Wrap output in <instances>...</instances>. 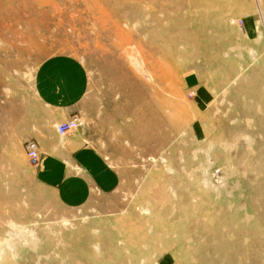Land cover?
<instances>
[{
    "label": "rangeland",
    "instance_id": "1",
    "mask_svg": "<svg viewBox=\"0 0 264 264\" xmlns=\"http://www.w3.org/2000/svg\"><path fill=\"white\" fill-rule=\"evenodd\" d=\"M261 2L0 0V264H264ZM66 66L90 78L70 133L121 175L70 209L25 148Z\"/></svg>",
    "mask_w": 264,
    "mask_h": 264
},
{
    "label": "crops",
    "instance_id": "2",
    "mask_svg": "<svg viewBox=\"0 0 264 264\" xmlns=\"http://www.w3.org/2000/svg\"><path fill=\"white\" fill-rule=\"evenodd\" d=\"M264 0L259 4L257 20L251 14L245 16L243 26L250 33L255 31L256 24L264 26ZM67 67V66H66ZM65 67V68H66ZM53 68H43L42 74H51ZM68 76L62 86L54 88L52 82L48 88L39 90L35 119L38 124L33 139L39 145L40 161L34 166V176L46 194L37 192L38 197L58 202L64 208L85 206L94 199L99 188L108 192L114 190L121 182L117 169L106 161L103 154L88 142L84 133H68L61 136L57 131L60 122L89 111L82 107V100L88 94L90 78L85 67H67ZM51 71V72H50ZM40 100V102H39ZM41 124L44 125L42 130Z\"/></svg>",
    "mask_w": 264,
    "mask_h": 264
},
{
    "label": "built area",
    "instance_id": "3",
    "mask_svg": "<svg viewBox=\"0 0 264 264\" xmlns=\"http://www.w3.org/2000/svg\"><path fill=\"white\" fill-rule=\"evenodd\" d=\"M242 25V21H240ZM82 126V121L78 116H74L67 121L60 122L57 125V131L61 136H65L68 133L77 130ZM26 153L29 156V160L33 165H38L40 161L39 145L36 141L30 140L26 143Z\"/></svg>",
    "mask_w": 264,
    "mask_h": 264
},
{
    "label": "bare ground",
    "instance_id": "4",
    "mask_svg": "<svg viewBox=\"0 0 264 264\" xmlns=\"http://www.w3.org/2000/svg\"><path fill=\"white\" fill-rule=\"evenodd\" d=\"M28 235H29V232L27 230H23V229L12 230V231L10 230V232H8L5 235L6 238L4 239V242L9 247L10 252L13 251L15 253L17 247L20 246L19 243L22 242V239L26 241V243H25L26 245L29 243L32 244V242H29V240L27 239Z\"/></svg>",
    "mask_w": 264,
    "mask_h": 264
}]
</instances>
